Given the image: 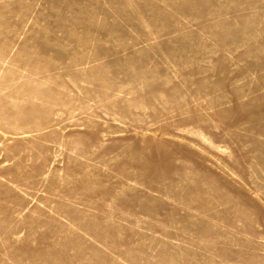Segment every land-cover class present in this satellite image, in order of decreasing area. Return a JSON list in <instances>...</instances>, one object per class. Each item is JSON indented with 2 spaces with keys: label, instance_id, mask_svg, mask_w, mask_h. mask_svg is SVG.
Listing matches in <instances>:
<instances>
[{
  "label": "rangeland",
  "instance_id": "rangeland-1",
  "mask_svg": "<svg viewBox=\"0 0 264 264\" xmlns=\"http://www.w3.org/2000/svg\"><path fill=\"white\" fill-rule=\"evenodd\" d=\"M0 264H264V0H0Z\"/></svg>",
  "mask_w": 264,
  "mask_h": 264
}]
</instances>
